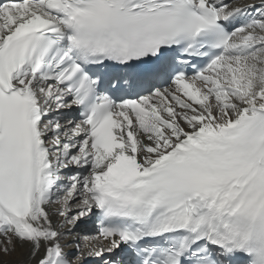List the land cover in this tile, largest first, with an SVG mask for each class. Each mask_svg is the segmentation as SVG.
Instances as JSON below:
<instances>
[{
  "label": "snow or ice",
  "instance_id": "obj_1",
  "mask_svg": "<svg viewBox=\"0 0 264 264\" xmlns=\"http://www.w3.org/2000/svg\"><path fill=\"white\" fill-rule=\"evenodd\" d=\"M0 264H264V0H0Z\"/></svg>",
  "mask_w": 264,
  "mask_h": 264
},
{
  "label": "bare ground",
  "instance_id": "obj_2",
  "mask_svg": "<svg viewBox=\"0 0 264 264\" xmlns=\"http://www.w3.org/2000/svg\"><path fill=\"white\" fill-rule=\"evenodd\" d=\"M241 1V0H240ZM13 259H15V256L14 257H12ZM6 259H8V258H6Z\"/></svg>",
  "mask_w": 264,
  "mask_h": 264
},
{
  "label": "rangeland",
  "instance_id": "obj_3",
  "mask_svg": "<svg viewBox=\"0 0 264 264\" xmlns=\"http://www.w3.org/2000/svg\"><path fill=\"white\" fill-rule=\"evenodd\" d=\"M240 2H241V3H243V2H244V0H241Z\"/></svg>",
  "mask_w": 264,
  "mask_h": 264
}]
</instances>
